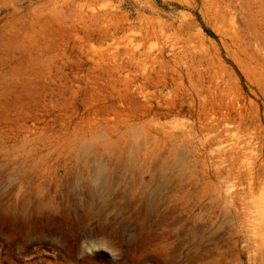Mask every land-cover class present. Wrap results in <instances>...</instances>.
<instances>
[{"label": "rangeland", "instance_id": "1", "mask_svg": "<svg viewBox=\"0 0 264 264\" xmlns=\"http://www.w3.org/2000/svg\"><path fill=\"white\" fill-rule=\"evenodd\" d=\"M0 264H264V0H0Z\"/></svg>", "mask_w": 264, "mask_h": 264}, {"label": "bare ground", "instance_id": "2", "mask_svg": "<svg viewBox=\"0 0 264 264\" xmlns=\"http://www.w3.org/2000/svg\"><path fill=\"white\" fill-rule=\"evenodd\" d=\"M100 178L101 177H97V178H95V184L100 180ZM158 184H156L155 186H157ZM157 188H159V187H157ZM160 188H161V186H160ZM92 192V191H91ZM70 196H72V195H70ZM89 196H93L92 194L91 195H89ZM42 199V198H41ZM69 200H70V198H68ZM43 200V199H42ZM39 202V201H38ZM72 202H74V199H73V201ZM69 203V202H68ZM51 204H52V202H51ZM93 204V203H92ZM53 205V204H52ZM51 205V206H52ZM73 205V204H72ZM40 206H43L42 204L40 205ZM61 206V205H60ZM74 206V205H73ZM72 206V207H73ZM82 206V205H81ZM94 206V205H93ZM54 207H56V206H54ZM63 207V206H62ZM86 207V206H85ZM67 208V207H66ZM65 208V209H66ZM83 208V207H82ZM82 208H81V210H82ZM146 208V207H145ZM64 209V208H63ZM90 209V208H89ZM69 210V209H68ZM72 210V209H71ZM41 211V210H40ZM67 211V210H66ZM75 211V210H74ZM83 211V210H82ZM150 211V210H149ZM42 212H44L43 210H42ZM88 212V211H87ZM142 212V211H141ZM62 214V213H61ZM86 214V212L84 213V215ZM150 214V213H149ZM141 215V214H140ZM51 216V215H50ZM64 216V215H63ZM69 216V215H68ZM76 216V215H75ZM93 217V216H92ZM96 217V216H95ZM141 217V216H140ZM161 217H162V215H161ZM87 218L89 219V217L88 216H82V215H79V217H78V219L76 220V222H74L75 224H74V228H77V229H80V228H82V226H84L85 225V222H86V220H87ZM150 218V217H149ZM60 221V220H59ZM148 221V220H147ZM46 222V221H45ZM61 222V221H60ZM72 222V221H71ZM54 223V222H53ZM63 223V222H62ZM143 224V223H142ZM69 225V224H68ZM175 240H177V239H175ZM171 247V246H170ZM178 247V246H177ZM172 250V249H171ZM165 251H167L166 249H165ZM176 252H177V250H175ZM162 254V253H161ZM163 255V254H162ZM179 255V254H178ZM177 257V256H176ZM166 258V257H165ZM167 260V259H166ZM171 261H173V259L171 260ZM165 262V261H164Z\"/></svg>", "mask_w": 264, "mask_h": 264}]
</instances>
